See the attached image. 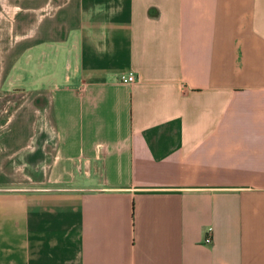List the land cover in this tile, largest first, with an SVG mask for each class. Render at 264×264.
<instances>
[{"label":"crops","instance_id":"0c3cea01","mask_svg":"<svg viewBox=\"0 0 264 264\" xmlns=\"http://www.w3.org/2000/svg\"><path fill=\"white\" fill-rule=\"evenodd\" d=\"M0 39L25 166L90 173L0 188V264H264V0H0Z\"/></svg>","mask_w":264,"mask_h":264},{"label":"rangeland","instance_id":"374dc122","mask_svg":"<svg viewBox=\"0 0 264 264\" xmlns=\"http://www.w3.org/2000/svg\"><path fill=\"white\" fill-rule=\"evenodd\" d=\"M11 10L13 12L14 7H11ZM20 13L19 10L18 17ZM18 45V39L11 44L8 39H0V188L87 186L88 183L84 182L83 177L89 176L90 173L82 168L64 169L51 166L30 168L25 166L20 144L23 142L24 136L22 135L27 131L28 125L31 129L33 128L32 131L37 129L44 132L38 147L47 160L57 159V144L54 143L57 135L49 120H41L37 123L35 111H26L27 105L20 103L21 92L25 90L26 78L20 72ZM35 105L31 106L35 107ZM42 123H44L43 126ZM35 142L34 139L32 144ZM30 176L34 178L31 179Z\"/></svg>","mask_w":264,"mask_h":264},{"label":"built area","instance_id":"2783aa9c","mask_svg":"<svg viewBox=\"0 0 264 264\" xmlns=\"http://www.w3.org/2000/svg\"><path fill=\"white\" fill-rule=\"evenodd\" d=\"M119 79L121 81H125V82H133L136 79V75L134 73V71H127V72H122L119 76Z\"/></svg>","mask_w":264,"mask_h":264}]
</instances>
